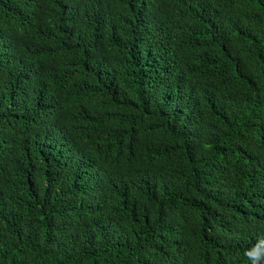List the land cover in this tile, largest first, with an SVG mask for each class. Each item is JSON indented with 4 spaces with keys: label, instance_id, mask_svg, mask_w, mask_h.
Segmentation results:
<instances>
[{
    "label": "trees",
    "instance_id": "16d2710c",
    "mask_svg": "<svg viewBox=\"0 0 264 264\" xmlns=\"http://www.w3.org/2000/svg\"><path fill=\"white\" fill-rule=\"evenodd\" d=\"M255 246L264 0H0V264Z\"/></svg>",
    "mask_w": 264,
    "mask_h": 264
},
{
    "label": "clouds",
    "instance_id": "9594fccd",
    "mask_svg": "<svg viewBox=\"0 0 264 264\" xmlns=\"http://www.w3.org/2000/svg\"><path fill=\"white\" fill-rule=\"evenodd\" d=\"M245 255L249 258V260L253 261L254 264H260L261 259L264 258V248L255 246L246 251Z\"/></svg>",
    "mask_w": 264,
    "mask_h": 264
}]
</instances>
